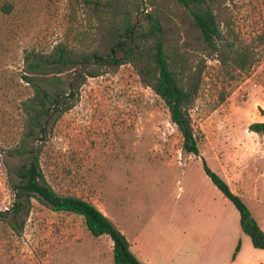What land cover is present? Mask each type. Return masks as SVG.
I'll return each mask as SVG.
<instances>
[{"label": "rangeland", "instance_id": "obj_1", "mask_svg": "<svg viewBox=\"0 0 264 264\" xmlns=\"http://www.w3.org/2000/svg\"><path fill=\"white\" fill-rule=\"evenodd\" d=\"M146 2L99 0L106 7L100 8L94 0H0V209L13 200L10 169L23 161L10 148L24 130L22 101L32 93L22 77L25 55L48 54L55 46L65 47L72 60L108 54L105 25L130 8L136 33ZM225 4L236 41L252 46L257 56L243 70L225 67L208 53L182 8L173 5L171 20L162 22L166 41L186 50L191 61H204L188 109L197 154L181 149L182 136L165 103L129 61L101 63L99 74L84 75L73 105L56 119L39 153L55 191L119 211L129 233H139L141 245L152 242L157 255L173 246L165 264H191L212 224L205 210L231 204L204 173L202 158L217 173L220 156L229 166H245L258 186L264 182V134L247 128L264 119V39L257 36L264 29V0ZM83 65L71 63L62 77L71 81ZM253 145L255 153L247 157ZM106 236L90 234L81 215L31 198L21 227L13 229L0 219V264H105Z\"/></svg>", "mask_w": 264, "mask_h": 264}, {"label": "trees", "instance_id": "obj_2", "mask_svg": "<svg viewBox=\"0 0 264 264\" xmlns=\"http://www.w3.org/2000/svg\"><path fill=\"white\" fill-rule=\"evenodd\" d=\"M98 2L94 0L95 7H100ZM146 3L150 8L143 6V21L137 25L136 33H132L134 20L130 8L125 9L122 17L113 15L105 25L109 47L120 49V55L109 50L106 57L93 52L90 55L81 54L72 60L63 46H55L48 54L25 55L24 71L27 74L22 77L31 85L32 93L22 101L24 130L10 148V154L21 157L23 161L10 169L8 184L13 200L10 206L0 209V219H4L13 229L23 225L31 198L53 210L79 214L90 234H106L111 239L114 264L142 263L129 249L120 229L93 202L78 195L55 191L39 163L45 137L61 113L73 105L74 94L84 75L99 74L101 63L116 65L123 61L132 62L136 65L140 80L165 103L170 120L182 136L181 149L197 154V139L192 131L188 109L200 86L204 61L203 58L191 61L186 50L166 41L161 33L162 22L171 20L169 13L176 5L185 11L190 23L198 30L200 42L209 54L214 53L221 65L243 70L257 57L252 46L240 45L236 41L225 0H147ZM101 20L104 22L107 19L103 17ZM128 33L130 35L126 41L124 36ZM257 36L264 39V29ZM89 59L91 62L86 63ZM73 61L84 65L74 73L71 81H66L61 73ZM247 128L264 134V119L249 122ZM202 166L210 181L237 209L240 230L249 237L254 247L264 248V231L245 202L203 158ZM238 247L239 240L233 254Z\"/></svg>", "mask_w": 264, "mask_h": 264}, {"label": "crops", "instance_id": "obj_3", "mask_svg": "<svg viewBox=\"0 0 264 264\" xmlns=\"http://www.w3.org/2000/svg\"><path fill=\"white\" fill-rule=\"evenodd\" d=\"M254 147L256 146L253 145L249 149L247 157L253 156ZM219 157H216L219 175L225 179L230 189L241 197L264 231V182L258 186L254 178L245 172V166L240 167L235 163L229 166L228 160L221 161ZM229 202L231 204L221 202L220 207L216 205L214 208L205 210L206 215L212 220V224L209 227V232L206 233L204 242L199 244L197 255L191 264H264V248L254 247L249 237L240 230L239 213L232 202ZM94 204L120 229L128 241L129 249L142 264H165L168 253H172L170 248H174L173 246H166L165 253L162 256L157 255L152 247V242L151 244L145 242L144 245H141L138 243L139 233L138 235H133V232L129 233L126 225L122 223L119 211L111 213L106 206L100 207L96 203ZM181 232L186 235V231L182 230ZM95 236L101 237L106 234ZM106 237L108 238V258L107 261L105 260V264H112V241L108 235ZM237 240H239V247L233 254Z\"/></svg>", "mask_w": 264, "mask_h": 264}, {"label": "water", "instance_id": "obj_4", "mask_svg": "<svg viewBox=\"0 0 264 264\" xmlns=\"http://www.w3.org/2000/svg\"><path fill=\"white\" fill-rule=\"evenodd\" d=\"M129 32H130V31H129ZM113 49H114L113 47L110 48V53L113 52ZM106 56H107V54L104 55V57H106ZM94 57H95V56H92V58H94Z\"/></svg>", "mask_w": 264, "mask_h": 264}]
</instances>
